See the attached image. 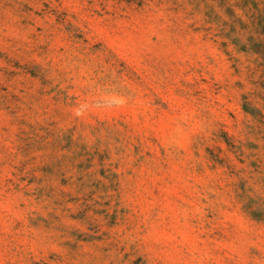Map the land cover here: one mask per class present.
<instances>
[{
	"label": "rangeland",
	"instance_id": "obj_1",
	"mask_svg": "<svg viewBox=\"0 0 264 264\" xmlns=\"http://www.w3.org/2000/svg\"><path fill=\"white\" fill-rule=\"evenodd\" d=\"M0 264H264V0H0Z\"/></svg>",
	"mask_w": 264,
	"mask_h": 264
}]
</instances>
